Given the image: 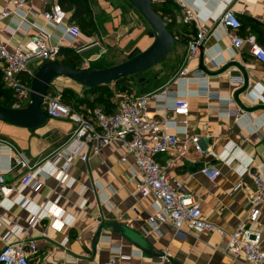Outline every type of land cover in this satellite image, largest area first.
I'll return each mask as SVG.
<instances>
[{
  "label": "crops",
  "instance_id": "crops-1",
  "mask_svg": "<svg viewBox=\"0 0 264 264\" xmlns=\"http://www.w3.org/2000/svg\"><path fill=\"white\" fill-rule=\"evenodd\" d=\"M166 1L173 4L169 10L180 20L173 27L178 41L169 53L172 73L141 84L139 96H156L148 106L150 116L158 114L159 106L172 107L175 96L189 103L190 114L167 125L180 141L176 151L173 156L159 157V162L183 185L185 193L200 197L206 221L232 233L249 212L248 197L254 188L250 172L255 168L264 172V66L251 55L248 43L234 48L232 31L220 24V17L231 8L243 25L235 35L257 38L255 23L264 25V0ZM46 2L58 3L28 1L29 20L44 27L54 36L52 43L63 49L85 52L107 44L115 50L144 52L154 43L144 26L131 30L124 25L122 0H90L97 31L90 36L83 32L70 45L63 39L62 28L44 21ZM6 4L7 0H0V12ZM188 14L193 19L184 22ZM14 30L17 35H12ZM199 30L209 36L203 53L189 65L191 74L179 78L187 66L189 43ZM37 34L20 26L16 18L0 22V37L11 48L26 44ZM40 66L35 63L34 71ZM56 81L52 87L61 91L57 87L61 83ZM168 85L172 95L166 98L161 91ZM180 120L187 124L177 123ZM74 131L68 120L48 119L33 130L0 121V172L6 184L15 187L30 172L39 181L7 201L0 196V253L6 243L26 238L38 246V252L31 256L32 264H108L113 257L116 264H247L243 258L234 260L225 254L227 238L219 234H189L180 239L165 225L158 234L148 218L159 205L153 198L136 200L130 195L134 187L127 179L136 168L120 143L106 147L100 157H90L87 163L77 158L67 175L52 174L49 161L65 149ZM190 136L200 138L203 153L198 154L191 145L189 153L179 157ZM13 155L26 165L14 167ZM123 158L128 162L123 163ZM210 166L222 174L215 183L202 173ZM71 179H75L73 184ZM22 199L29 202L20 205ZM46 207L56 208V216L47 214ZM261 210L264 232V203ZM36 214L40 219L31 226L30 218ZM144 243L148 247H141Z\"/></svg>",
  "mask_w": 264,
  "mask_h": 264
},
{
  "label": "built area",
  "instance_id": "built-area-1",
  "mask_svg": "<svg viewBox=\"0 0 264 264\" xmlns=\"http://www.w3.org/2000/svg\"><path fill=\"white\" fill-rule=\"evenodd\" d=\"M29 0H7V4L0 12V22L7 19H18L20 26H26L30 30L37 31V35L30 37L24 45L9 47L0 37V71L4 82L12 91L16 103L14 109H22L30 103V81L35 71L29 69V65L46 62H56L60 59L61 45L53 44L54 36L46 29L29 20L27 5ZM153 4L166 0H151ZM44 21L47 25L63 29V39L70 45L82 34L80 28L70 22L69 14L58 3H45ZM193 19L188 14L184 22ZM166 24L172 23V19L165 18ZM179 23L180 20L177 19ZM220 24L227 30L232 31L231 39L235 49H240L244 44L251 46V55L264 66V47L255 36L241 37L235 33L242 29V23L237 14L231 8L227 9L220 17ZM17 30L12 35H17ZM209 36L199 30L195 40L189 43V56L187 66L179 73V78L189 76V65L196 61L201 48ZM62 40V39H61ZM59 40L58 42H61ZM73 48V46H71ZM77 51V50H76ZM81 53L82 51H77ZM244 81H242V84ZM161 95L169 98L172 95L170 85L166 86ZM154 94L143 96H126L120 101L116 111L106 112L100 108L92 111L76 109L64 104L61 91L54 88L44 99L43 109L49 119L68 120L75 126V131L69 144L49 161L52 166V174L57 172L67 175L77 158L87 163L90 157H100L104 149L113 143L122 144L132 156L136 168L135 174L128 177V183L134 187L130 195L137 200L141 198H153L158 208L148 218L150 226L161 234L162 227L170 226L180 239L189 234L213 235L219 234L227 238L225 254L234 260L243 258L247 264H264V232L261 229V207L264 203V172L258 168L250 172L253 181V191L248 197L249 212L245 220L237 224L232 233H227L219 226L206 221L203 218L200 197L185 193L184 187L175 181L159 162L161 156H173L180 141L175 134L167 130L170 121L178 117H187L190 114V105L184 99L174 97V105L165 104L159 106L158 114L150 116L148 106L155 98ZM177 123L186 125L185 120ZM193 145L198 154H202L200 138L190 136L184 142L179 157H185L190 146ZM13 154V151L11 152ZM56 161L61 162L57 165ZM123 163L128 159L123 158ZM169 161L168 164H171ZM14 167L25 166L24 161L13 155ZM203 175L212 183L217 182L222 174L217 167H205ZM75 179H71L73 184ZM39 185L33 173L24 176L15 187L6 184L4 173L0 172V196L2 201H7L15 194H20L28 187ZM28 200L22 199L20 205H25ZM56 208L44 209L47 214L55 215ZM56 216V215H55ZM40 219L39 215L30 218L33 226ZM46 237V233H43ZM38 252L36 241L23 238L17 243H6L0 253V264H32L31 256ZM117 259L111 258L108 264H116Z\"/></svg>",
  "mask_w": 264,
  "mask_h": 264
},
{
  "label": "water",
  "instance_id": "water-1",
  "mask_svg": "<svg viewBox=\"0 0 264 264\" xmlns=\"http://www.w3.org/2000/svg\"><path fill=\"white\" fill-rule=\"evenodd\" d=\"M149 24L153 33L154 43L144 52L130 58L117 66L107 69H78L60 62H46L36 71L31 82L30 103L26 108L14 109L0 106V121L27 129H36L48 119L43 109L44 99L49 94L54 82L59 79H68L85 87L94 88L101 85H110L115 81L145 72L160 64L172 51L177 43L175 36L169 31L162 15L154 10L151 0H127ZM203 53V48H201ZM203 64V55L201 57ZM148 82L140 80V85ZM129 238V237H128ZM130 239V238H129ZM139 244L137 239H130ZM141 247H148L144 243Z\"/></svg>",
  "mask_w": 264,
  "mask_h": 264
},
{
  "label": "rangeland",
  "instance_id": "rangeland-1",
  "mask_svg": "<svg viewBox=\"0 0 264 264\" xmlns=\"http://www.w3.org/2000/svg\"><path fill=\"white\" fill-rule=\"evenodd\" d=\"M122 1L124 6L123 10L125 12V15L123 17V21L125 22L124 25L130 27L131 30L133 27H136V30H138L139 27L144 26L147 31L146 35L151 37L153 31L149 26V24L140 16L138 11L127 0H122ZM83 32L87 34H92V32L88 30H85ZM151 38L154 40L153 37ZM140 53L141 51L139 50H133V51L127 49L122 51L115 50L114 48L106 44V46L99 45V47L96 49L88 50L85 52L83 51L82 53H78L76 50H74L72 52V55L77 59L80 69L92 70V69H106L112 66H117L121 63L126 62L130 58V56H137ZM29 69L34 71V63L29 65ZM171 73H172L171 54H169L157 66L140 74L129 76L119 84L112 83L107 87V91L99 90L96 91L94 94H89L86 98L89 99L91 103H93L97 99V97L102 96L103 98H105L106 96H108L107 102L111 103L112 108H117L123 97L140 95V91L143 90V88L142 89L140 88L141 86L139 83L140 80L146 79L148 81H152L157 76H163L164 78H166ZM31 82L32 79L30 81V84ZM0 83L4 84L3 77L0 79ZM56 83H61L57 86L58 89L61 90V92L65 89H71L74 91L75 96L77 98L85 97L84 95L85 88L77 83L68 82V80L62 82L56 81ZM96 108L104 109V107L101 105H97Z\"/></svg>",
  "mask_w": 264,
  "mask_h": 264
},
{
  "label": "trees",
  "instance_id": "trees-1",
  "mask_svg": "<svg viewBox=\"0 0 264 264\" xmlns=\"http://www.w3.org/2000/svg\"><path fill=\"white\" fill-rule=\"evenodd\" d=\"M57 1H58V4H60L61 7L64 9V11L71 14L70 22L75 23L80 28L82 33L85 30L91 31L92 34L97 31L96 25L94 24L90 0H57ZM170 5H173V4L169 1H161V2L153 4L154 10L160 15H162L164 19L165 18L172 19V23L168 24L167 27L169 31L174 35L173 27L177 23V18L175 17V15L171 14V11L169 10ZM252 21L253 20L248 19V22L252 23ZM255 24H256V32L254 31V33H256L257 35L258 42L260 44L264 43V38H263L264 25L260 23H255ZM92 34H87V35L90 36ZM73 51L74 49L61 48L60 59H58L57 62L80 69L77 59L72 55ZM2 77H3V74L0 71V79ZM126 78L127 77H123L115 81L114 83L119 84ZM3 80H4V77H3ZM4 85L6 86V88ZM108 86L109 85H101V86H97L94 88L84 87L85 97L83 98H77L73 90L65 89L61 92L62 100L64 104L73 106L76 109L92 111L94 109H97L96 108L97 105H101L104 107V109L102 110L109 112V113H113L116 111V108H112L111 103L107 102L108 96H106L105 98H103L102 96L97 97V99L93 103H91L90 100L86 98L89 94H94L96 91H99V90L107 91ZM52 89L53 87L50 89L49 92H51ZM15 103H16V100H15V97L12 91L7 88V85L5 82L4 84L0 83V106L6 107V108H13Z\"/></svg>",
  "mask_w": 264,
  "mask_h": 264
},
{
  "label": "bare ground",
  "instance_id": "bare-ground-1",
  "mask_svg": "<svg viewBox=\"0 0 264 264\" xmlns=\"http://www.w3.org/2000/svg\"><path fill=\"white\" fill-rule=\"evenodd\" d=\"M60 79H63V78H59L58 80H60ZM58 80H57V81H58ZM64 80H68V79H64ZM68 81H71V82H73L72 80H68ZM74 83H75V82H74Z\"/></svg>",
  "mask_w": 264,
  "mask_h": 264
}]
</instances>
